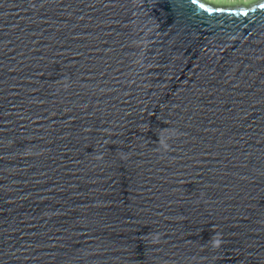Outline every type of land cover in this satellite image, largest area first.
Segmentation results:
<instances>
[{
    "label": "water",
    "instance_id": "water-1",
    "mask_svg": "<svg viewBox=\"0 0 264 264\" xmlns=\"http://www.w3.org/2000/svg\"><path fill=\"white\" fill-rule=\"evenodd\" d=\"M260 5L0 0V264H264Z\"/></svg>",
    "mask_w": 264,
    "mask_h": 264
},
{
    "label": "snow or ice",
    "instance_id": "snow-or-ice-1",
    "mask_svg": "<svg viewBox=\"0 0 264 264\" xmlns=\"http://www.w3.org/2000/svg\"><path fill=\"white\" fill-rule=\"evenodd\" d=\"M197 0H193V3H196ZM201 8H206V5L205 4H200L199 5ZM261 7H264V5H260Z\"/></svg>",
    "mask_w": 264,
    "mask_h": 264
}]
</instances>
